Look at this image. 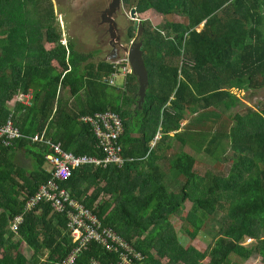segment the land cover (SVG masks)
I'll return each mask as SVG.
<instances>
[{"label":"trees","instance_id":"obj_1","mask_svg":"<svg viewBox=\"0 0 264 264\" xmlns=\"http://www.w3.org/2000/svg\"><path fill=\"white\" fill-rule=\"evenodd\" d=\"M30 3L37 19L30 15ZM123 5L163 16L158 25L142 20L149 77L142 108L137 76L126 75L120 86L104 81L114 70L112 62H93L88 53L64 41L51 0H0V124L12 115L26 136L46 130L65 150L97 155L95 136L81 117L118 112L127 161L122 166L75 168L60 183L94 208L105 225L135 242L146 254L136 264H242L255 254L264 264V107L246 105L233 113L243 102L230 91L264 87V0H123ZM175 15L183 20L169 18ZM5 16L9 21L4 22ZM135 31L130 26L129 42ZM46 43L54 46L47 49ZM217 44L219 64H213L210 56ZM29 91V105H9L19 92ZM139 113L144 114V127L132 135L131 118ZM199 124L200 132L210 135L206 152H213L212 146L229 149L225 154L232 164L226 175L196 173V155L184 147L168 168L160 164L169 158L173 141L185 146L184 135L197 133ZM156 136L160 138L151 147ZM20 147L28 148L36 161L28 177L20 168L13 170L2 155ZM47 152L27 137L0 148V264H61L73 246L66 216L49 202L26 211L17 233L10 228L27 196L51 176L43 168ZM18 172L30 191L9 184ZM187 200L192 202L188 208ZM182 209L187 210L192 239L203 230L212 237L206 250L180 241L171 216ZM247 237L255 242L243 244ZM23 242L33 250L29 258L11 253ZM91 257L108 264L117 255L91 243L79 261L88 264Z\"/></svg>","mask_w":264,"mask_h":264},{"label":"rangeland","instance_id":"obj_2","mask_svg":"<svg viewBox=\"0 0 264 264\" xmlns=\"http://www.w3.org/2000/svg\"><path fill=\"white\" fill-rule=\"evenodd\" d=\"M49 1L50 0H46V4H49ZM51 1H52L53 6H54L55 14L57 16V23H59V25H61V28L59 27V30L63 33V37L68 42V44H69V42L73 43L74 48L77 51H79L80 53H84V54L88 53L90 55V60L93 62H98L101 60L112 61L113 59H115L114 58L115 56L118 57L119 55H126L127 52L124 49V47L114 42L112 32L109 29V27H110L109 22L103 20V18L106 19L104 17L103 10L113 8V10H114L113 16L117 22V27L120 30L121 44L124 46L126 45V47H128L129 43L131 41L129 42V37H128L127 32L129 30L130 26L135 25L136 23H135V20L132 19L131 15H130V10L128 8L124 7V5H122V3H120L118 6V3H115V0H51ZM136 1L137 0H131L132 4H135ZM28 6H29V9L32 10V11H30V15L37 19L38 16L36 14V9L33 8V3H30ZM45 9H48V7H46ZM9 18H10L9 16H5L3 18L4 22L9 21ZM169 18L172 20H178V21L183 20V17L177 16V15L170 16ZM135 19L138 20L139 23H143L142 20H144V21L147 20V21H150L153 25H158L162 21L163 16L154 10H148V11L143 12V13H138V15H137V17H135ZM5 29L6 28H3L2 32ZM137 32L138 31L136 28L135 36L133 37V39L136 38V41H139V40H141L142 33L138 36ZM6 33H7V31L5 30L4 35H6ZM53 46H54L53 44L48 43L47 46H45V47L47 49H50ZM162 47H163V45H161V48ZM220 47H221V44H217L211 52L210 59H211V62L213 64H219ZM127 55H128V53H127ZM130 67H131V65H130ZM130 73H133L132 67H131V72H129L128 74H130ZM107 76L108 75L103 76L104 81H106ZM123 82H124V76H119L117 78V84H118L117 86L122 85ZM109 85L114 86L113 84H109ZM232 90L235 93L232 92L231 90L230 91L232 93H234L235 95H237V97H239L243 102L242 104H240L238 106V108H235L234 110H232L233 113H235L236 111H239V110L243 111L244 107L246 105L255 107L256 109H258V108L261 109L264 107V87H261L258 89H247V88L240 89V88L235 87ZM140 114H142V113L135 114L131 118L132 135H134L138 131V125H139L138 119L140 118ZM201 127H202V125L199 124L196 127V128H199V129H196L197 133H193L192 135L189 134L191 136L184 135L187 138V144L185 146L181 142H179V140L173 141L172 149L170 151L169 158H167L166 160H164L160 163L164 169L169 167V165H168L169 160L171 158L175 157L179 153L180 149L184 147L185 151L196 155L197 161H196L195 168H194L196 173L206 174V172L209 171V172H213V173H217V174L226 175L230 171L232 159L227 158V156L229 154V149L226 150L228 154H225L226 151L222 152V149H221V147H223V146H219L217 151L212 146L214 151L211 153L206 152L205 146L207 144L208 139L210 138V135H209V133H208V135H203V134H206V132L205 133L200 132ZM121 138H122V136H120L119 141L121 140ZM159 138H160V136H156L155 140L151 143L150 146L153 147L155 144V141L158 140ZM29 139H31V138H29ZM95 140H96L95 145L99 151V154L93 155V156H97V157L102 158L103 154H102L101 149L98 148V146H97V138H95ZM31 141H32V139H31ZM32 142H35V141H32ZM53 142L60 143L63 151L68 152V153H72L75 156L86 155V154H76L73 151L65 150L63 148L61 141H56L53 139ZM35 143H39V142H35ZM40 144L46 146L48 148V152L50 151V149L47 145H45L43 143H40ZM225 147H228L227 143L225 144ZM222 154H224V155H222ZM90 155H92V154H90ZM45 163H47L48 166H50L46 160V157H45ZM83 166H85V165H83ZM80 167H82V166H80ZM98 167L105 168L101 164L98 165ZM77 168H79V167H77ZM49 172L51 173V170ZM37 189L35 191H37ZM29 196H27V198ZM191 203L192 202L190 200H187L185 202V204L187 205V208L189 206H191ZM22 213L23 214L25 213L24 210ZM171 217H172L171 218L172 222L176 227L179 239L184 244V246L187 247L188 245L193 244L196 247H198L199 249L204 251L212 244L211 243L212 237L207 232H205L204 230L200 231L195 239L191 238V236L189 234V229H191L192 226L190 224H188V222L186 221L187 220L186 219L187 210L182 209V211H178V212L174 213ZM10 228H11V223H10ZM15 233H17V232H15ZM119 235L122 238H124L132 247L137 248L135 245V242L129 241L128 239L123 237L121 234H119ZM254 242H255V240H254ZM254 242H251V244ZM73 245H74V243H73ZM128 249H130V248H128ZM105 251L110 252L108 250H105ZM137 252L140 253V255H141L140 261H144L146 258V254L139 249L137 250ZM11 253L13 255L22 254L26 258H29L32 255L33 250L30 247H28V245L26 243L23 242L19 249L13 250ZM110 253H114V252H110ZM95 259L100 260L96 257H95ZM116 259H118V256L116 257ZM208 259L209 258L206 255L203 258L204 261H207ZM100 261L103 262L102 260H100ZM241 263L242 264H263V261H262L261 256L255 254L252 257H250L248 260L241 261Z\"/></svg>","mask_w":264,"mask_h":264},{"label":"built area","instance_id":"obj_3","mask_svg":"<svg viewBox=\"0 0 264 264\" xmlns=\"http://www.w3.org/2000/svg\"><path fill=\"white\" fill-rule=\"evenodd\" d=\"M64 41H66L64 39ZM114 70L108 74L106 82L117 86V78L131 72L128 55H119L112 61ZM235 88V87H233ZM232 88V89H233ZM231 89L232 92H234ZM235 93V92H234ZM19 102L29 105L33 98L32 91L19 92L16 95ZM81 120L88 124L97 138V146L101 149L103 157L93 155L75 156L62 150L60 143L53 142L46 130L33 136H26L15 125L12 115L0 124V148L12 146L21 138L28 137L32 141L47 145L50 151L45 155L50 165L51 177L39 186L37 191L30 195L25 202L24 212L35 208L43 202H49L54 211L66 216V227L74 243L70 252L61 264H81L80 256L91 243H97L104 250L114 252L118 259L108 264H136L141 255L137 248L132 247L117 231L105 225L99 218L94 208L87 207L84 203L74 198L60 182L67 179L74 168L83 165H103L105 168L111 164L122 166L127 158L123 155V146L119 141L124 133L123 119L118 112L113 110L97 111L85 114ZM24 214H17L11 221V229L17 232L23 222ZM254 239L247 237L243 244H249ZM130 248V249H128ZM88 264H107L90 258Z\"/></svg>","mask_w":264,"mask_h":264},{"label":"water","instance_id":"obj_4","mask_svg":"<svg viewBox=\"0 0 264 264\" xmlns=\"http://www.w3.org/2000/svg\"><path fill=\"white\" fill-rule=\"evenodd\" d=\"M115 3H118V6H119V4L121 3V0H115ZM113 11H114L113 8L104 9L103 14L106 19L103 18V20L109 22V25H110L109 29L112 32L114 42L123 46L126 52L128 53V60L132 67V72L138 78V82H139L138 106L139 108H142L143 103L145 102V99H146L147 88L149 85L148 69L145 65L144 58H143L144 43L142 40H139V41L133 40L129 43L128 47H126V45L124 46L121 44L120 30L117 27V22L113 16ZM137 14L138 13H137L136 8L135 7L131 8L130 15L132 19L135 20V23H136L135 27H138L137 35L139 36L143 31V26H142V23H139V21L135 19V17H137ZM114 58H117V56H115Z\"/></svg>","mask_w":264,"mask_h":264},{"label":"crops","instance_id":"obj_5","mask_svg":"<svg viewBox=\"0 0 264 264\" xmlns=\"http://www.w3.org/2000/svg\"><path fill=\"white\" fill-rule=\"evenodd\" d=\"M6 24V23H5ZM48 43H46L47 46ZM52 44V43H49ZM18 101V98H16V96L9 102L10 106H14V104ZM22 103V102H20ZM23 104V103H22ZM143 115L144 114H140V118L138 119L139 121V125H138V131L137 133H135L134 135H139L142 131V128L144 127L143 125ZM186 122V121H185ZM184 122V123H185ZM172 149V148H171ZM171 151V150H170ZM170 151L168 152V155L170 156ZM2 155L4 156V158L7 160L9 158V161L11 163L10 166H12L13 170L19 169L21 170V173L24 172L25 173V177H28L30 175V173H32L34 171V169L36 168V161L32 155V153L28 150V148H15V149H11L9 152H2ZM167 159V158H166ZM166 159H163L161 161H164ZM43 168L47 171H50V166H48L47 163L43 164ZM1 169L5 170V164H1ZM7 171H9V166ZM21 173H12L13 177L15 178V181H10L9 184L14 183V187L15 185H24V187L20 186L22 189H25L26 192L30 191L32 188L30 187L29 184H25L23 183V179L21 176ZM25 192V193H26ZM26 196V195H25Z\"/></svg>","mask_w":264,"mask_h":264},{"label":"flooded vegetation","instance_id":"obj_6","mask_svg":"<svg viewBox=\"0 0 264 264\" xmlns=\"http://www.w3.org/2000/svg\"><path fill=\"white\" fill-rule=\"evenodd\" d=\"M121 3L123 5V0H121ZM109 7V6H108ZM138 13V12H137ZM138 15V14H137ZM135 26V25H134ZM138 29V27H136ZM138 31V30H137ZM135 40L136 41V38L135 39H132L131 41Z\"/></svg>","mask_w":264,"mask_h":264}]
</instances>
